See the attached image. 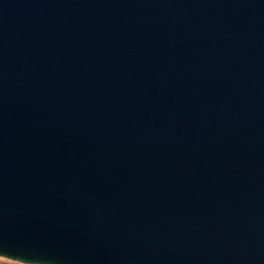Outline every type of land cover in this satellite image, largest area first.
<instances>
[{"label": "water", "instance_id": "95a60500", "mask_svg": "<svg viewBox=\"0 0 264 264\" xmlns=\"http://www.w3.org/2000/svg\"><path fill=\"white\" fill-rule=\"evenodd\" d=\"M0 257L264 264V0H0Z\"/></svg>", "mask_w": 264, "mask_h": 264}, {"label": "rangeland", "instance_id": "374dc122", "mask_svg": "<svg viewBox=\"0 0 264 264\" xmlns=\"http://www.w3.org/2000/svg\"><path fill=\"white\" fill-rule=\"evenodd\" d=\"M0 262H4V263H13V261H10V260H7V259L1 258V257H0ZM19 264H20V263H19Z\"/></svg>", "mask_w": 264, "mask_h": 264}, {"label": "trees", "instance_id": "16d2710c", "mask_svg": "<svg viewBox=\"0 0 264 264\" xmlns=\"http://www.w3.org/2000/svg\"><path fill=\"white\" fill-rule=\"evenodd\" d=\"M0 264H19L17 262H13V263H4V262H0Z\"/></svg>", "mask_w": 264, "mask_h": 264}]
</instances>
